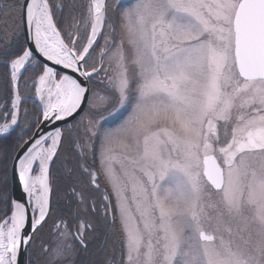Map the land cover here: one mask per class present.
Here are the masks:
<instances>
[{"label":"snow or ice","instance_id":"1","mask_svg":"<svg viewBox=\"0 0 264 264\" xmlns=\"http://www.w3.org/2000/svg\"><path fill=\"white\" fill-rule=\"evenodd\" d=\"M0 15V264H264V0Z\"/></svg>","mask_w":264,"mask_h":264},{"label":"rangeland","instance_id":"2","mask_svg":"<svg viewBox=\"0 0 264 264\" xmlns=\"http://www.w3.org/2000/svg\"><path fill=\"white\" fill-rule=\"evenodd\" d=\"M84 2H87V0H84ZM65 3H75L77 6H79L80 0H65ZM107 3L112 5L113 8H115L117 4L121 3V0H107ZM10 27H11V25H10L9 18L7 16H4V15L0 16V32L7 33L8 29ZM101 43H103V42L101 41ZM0 46H2V44H0ZM27 107L28 108H34L35 104H29ZM117 151H119V149H117ZM158 182L159 183H166V181L165 182L158 181ZM130 194L131 193H130V189H129V195ZM55 237H56L55 232H53L49 237H46V239H48L50 242V246L55 242ZM225 238H227L226 234H225ZM100 242L101 241H99V237L92 240V249L97 248L93 255L89 254V251H90V249H89L88 252L80 253V255L78 257H73L72 259H76V260L80 259L79 261H81L82 264H95L96 261L102 259L101 256L103 257V254L98 255L99 254L98 249L102 248V247L100 248V246H99ZM101 246H103V244ZM109 246L111 247V242H110Z\"/></svg>","mask_w":264,"mask_h":264},{"label":"trees","instance_id":"3","mask_svg":"<svg viewBox=\"0 0 264 264\" xmlns=\"http://www.w3.org/2000/svg\"><path fill=\"white\" fill-rule=\"evenodd\" d=\"M99 241H101L100 244H99L100 248H101V247L103 248V246H101V245L103 244V240H102V238H99ZM96 249H97V248H93V249H92V247H91V248H90V251H89V254H90V255H93ZM101 254H103V253L99 251V254H98V255H101ZM80 258H81V257H80ZM101 258H103V257L101 256ZM79 260H80V259H79ZM84 260H85V259H84Z\"/></svg>","mask_w":264,"mask_h":264},{"label":"water","instance_id":"4","mask_svg":"<svg viewBox=\"0 0 264 264\" xmlns=\"http://www.w3.org/2000/svg\"><path fill=\"white\" fill-rule=\"evenodd\" d=\"M15 191H16V194L19 195V191H20V190H19L18 187L15 189Z\"/></svg>","mask_w":264,"mask_h":264},{"label":"flooded vegetation","instance_id":"5","mask_svg":"<svg viewBox=\"0 0 264 264\" xmlns=\"http://www.w3.org/2000/svg\"><path fill=\"white\" fill-rule=\"evenodd\" d=\"M0 16H2V15H0Z\"/></svg>","mask_w":264,"mask_h":264}]
</instances>
